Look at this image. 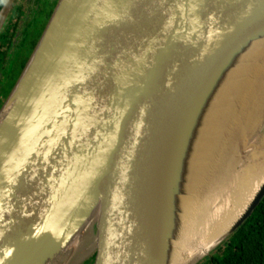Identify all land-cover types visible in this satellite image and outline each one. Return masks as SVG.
Here are the masks:
<instances>
[{"label":"water","instance_id":"1","mask_svg":"<svg viewBox=\"0 0 264 264\" xmlns=\"http://www.w3.org/2000/svg\"><path fill=\"white\" fill-rule=\"evenodd\" d=\"M263 40L264 0H59L0 109V264H172L204 118Z\"/></svg>","mask_w":264,"mask_h":264},{"label":"bare ground","instance_id":"2","mask_svg":"<svg viewBox=\"0 0 264 264\" xmlns=\"http://www.w3.org/2000/svg\"><path fill=\"white\" fill-rule=\"evenodd\" d=\"M263 122L264 40L228 75L204 118L172 264H187L215 244L244 210L255 181L264 175V134H257ZM243 159L249 162L238 171Z\"/></svg>","mask_w":264,"mask_h":264},{"label":"flooded vegetation","instance_id":"3","mask_svg":"<svg viewBox=\"0 0 264 264\" xmlns=\"http://www.w3.org/2000/svg\"><path fill=\"white\" fill-rule=\"evenodd\" d=\"M58 1H15L11 15L0 36L1 106L9 96L43 35ZM93 262L94 260L90 264Z\"/></svg>","mask_w":264,"mask_h":264},{"label":"trees","instance_id":"4","mask_svg":"<svg viewBox=\"0 0 264 264\" xmlns=\"http://www.w3.org/2000/svg\"><path fill=\"white\" fill-rule=\"evenodd\" d=\"M4 2L0 0V10ZM199 264H264V199L247 221Z\"/></svg>","mask_w":264,"mask_h":264},{"label":"rangeland","instance_id":"5","mask_svg":"<svg viewBox=\"0 0 264 264\" xmlns=\"http://www.w3.org/2000/svg\"><path fill=\"white\" fill-rule=\"evenodd\" d=\"M91 254H92V253H91ZM92 255H93V254H92ZM93 258H94V257L91 256V257L88 259V261L86 262V264H89L90 262H92V259H93ZM205 259H206V258H205ZM205 259H204V260H205ZM204 260H203V261H204ZM203 261H202V262H203Z\"/></svg>","mask_w":264,"mask_h":264}]
</instances>
